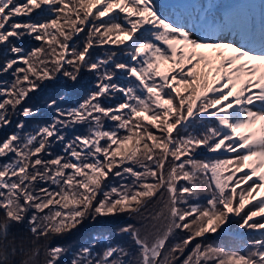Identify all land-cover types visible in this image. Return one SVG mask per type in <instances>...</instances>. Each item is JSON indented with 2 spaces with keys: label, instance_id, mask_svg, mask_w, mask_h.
<instances>
[{
  "label": "snow or ice",
  "instance_id": "6c2138e0",
  "mask_svg": "<svg viewBox=\"0 0 264 264\" xmlns=\"http://www.w3.org/2000/svg\"><path fill=\"white\" fill-rule=\"evenodd\" d=\"M179 9L0 0V264H264V2L192 28ZM117 217L153 231L53 243ZM230 229L242 248L197 242Z\"/></svg>",
  "mask_w": 264,
  "mask_h": 264
},
{
  "label": "trees",
  "instance_id": "16d2710c",
  "mask_svg": "<svg viewBox=\"0 0 264 264\" xmlns=\"http://www.w3.org/2000/svg\"><path fill=\"white\" fill-rule=\"evenodd\" d=\"M21 2H22V0H21ZM38 43L39 42H36V41L26 40L25 46L30 48L31 46L38 45ZM94 55H97V53L94 52ZM2 79H11V77L7 76V75L0 76V80H2ZM88 79H89L88 75L85 74L81 84L82 85L87 84ZM48 91L49 92L57 91L60 93V95H64L66 100L69 101V104H74L78 99H82L84 97V95L86 94L85 89L82 86H77L75 89L71 90V92H69L66 89L62 90L59 86H57L55 89L50 88ZM69 104H64L63 106L67 107V106H69ZM47 119H48L47 114H44L43 116L38 115L37 117H33L30 120H28L27 124L29 125V127H31V126H34V123H33L34 121L44 122ZM14 130H15L14 124L10 127L0 129V140L5 138L7 133L12 132ZM55 150L58 152L59 148L56 147ZM181 183H186V182L182 181ZM205 200H206V197L201 196L199 202L203 203ZM0 218H2V216H0ZM124 223L135 224L140 229L141 236L145 235L146 233L153 231L152 225L154 222L151 221V219L144 221L143 226H141V224L137 223L136 220H129L126 217H117L115 219H110V220H107L105 222H101L100 220H98L95 223H89L88 221H85L84 225L82 227H80L79 230L70 234L66 239L54 240L53 243H61V244L71 243L72 245H76V244L88 241L90 239V237L97 235L101 232H104V233L114 232L118 225L122 226ZM157 226H159V224H157ZM213 236H209V238L207 240H200L197 242L211 243L214 245L224 246L226 248H242L243 247L242 242L248 238V237H245L243 239H233L227 235L221 236V238H215ZM117 239L122 244H124L126 246L131 244L129 237L126 234H122L121 236L117 237ZM173 239H175V238H173ZM170 243H171V241H170ZM15 258L17 260H19L22 257L18 255Z\"/></svg>",
  "mask_w": 264,
  "mask_h": 264
},
{
  "label": "rangeland",
  "instance_id": "374dc122",
  "mask_svg": "<svg viewBox=\"0 0 264 264\" xmlns=\"http://www.w3.org/2000/svg\"><path fill=\"white\" fill-rule=\"evenodd\" d=\"M175 1H177V0H175ZM99 55H102V50H97L96 51Z\"/></svg>",
  "mask_w": 264,
  "mask_h": 264
}]
</instances>
